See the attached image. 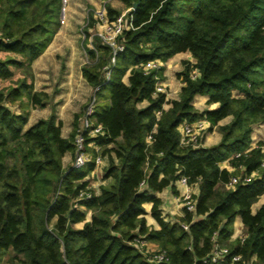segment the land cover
<instances>
[{
  "label": "trees",
  "instance_id": "obj_1",
  "mask_svg": "<svg viewBox=\"0 0 264 264\" xmlns=\"http://www.w3.org/2000/svg\"><path fill=\"white\" fill-rule=\"evenodd\" d=\"M120 1L131 8V26L118 37L121 51L113 54L91 36L93 12L82 31L88 61L81 73L95 89L91 118L104 131L86 142L99 145L107 161L106 182L95 193L87 180L96 168L93 159L81 168L62 164L65 153L74 154L77 116L68 137L54 111L25 129L30 108L48 99L34 89L32 63L61 24L62 0H0V80L10 84L0 88V262L11 251L9 264H215L205 259L212 236L226 245L239 216L247 234L227 245L226 264L234 254L241 260L233 264L253 256L264 264V203L251 210L264 194V142L249 148L253 126L264 121V0ZM105 9L109 20L120 14ZM185 51L195 61H183L178 98L167 100L155 92L164 67L145 73L143 65ZM234 90L243 97H234ZM195 95L217 106L198 111ZM227 116L230 121L218 125ZM202 118L208 131L216 126L221 133L219 142L180 145L178 126ZM225 160L232 171L219 166ZM253 172L249 182L225 188L231 176ZM180 176L197 184L194 210L183 208L170 222L154 193L167 186L176 193ZM83 190L90 196L78 198ZM146 202L159 229L146 224ZM138 236L163 249L165 259L149 261L133 245Z\"/></svg>",
  "mask_w": 264,
  "mask_h": 264
},
{
  "label": "crops",
  "instance_id": "obj_2",
  "mask_svg": "<svg viewBox=\"0 0 264 264\" xmlns=\"http://www.w3.org/2000/svg\"><path fill=\"white\" fill-rule=\"evenodd\" d=\"M85 3L91 4L90 7L87 8L89 10L95 11V9L101 7L102 5L106 6V2L109 0H99L100 3L96 0H84ZM113 9H116L120 13L125 11L127 7H125L120 0H116V3H109ZM88 17V16H87ZM94 18V15H93ZM87 20V19H86ZM95 20V19H94ZM72 26V23H65L61 21V24L54 34L51 42L46 47V49L33 61L32 68L34 71V76H40V80L38 79V84L35 83V90L43 91L48 94V101L45 103L43 107H31L28 121L25 125V129L34 124L39 118H46L50 112V107L53 106L55 109L56 120L61 121V135L63 137H68L71 131L74 129V120L77 116L76 126L78 127L83 116L87 105L80 109L75 108L73 105L76 103L77 100H81L83 103L85 100L90 98L92 99L94 95V88L89 85L86 80L82 77L81 73V66L82 64L75 65L73 64L74 58L78 55V49L73 47L72 43L76 37H71L67 31L71 30L68 26ZM95 25V21H94ZM90 30V28H89ZM78 35V34H77ZM64 42V43H63ZM69 48V52L67 53V58L64 60L65 69L60 72V63H56V58H60L64 52V49ZM65 46V47H64ZM190 61L194 62L195 60L192 58L191 54L188 51L179 52L174 54L170 57L167 61L164 62V71L163 75L164 78L161 80V84L164 86L166 90V99L172 100L178 98V93L183 85L181 80L176 76L178 72L183 69V61ZM55 61V62H54ZM38 67V71H35V68ZM51 73L55 74L53 81L54 83V90L52 89V84L50 83V75ZM128 74L124 77L127 79ZM123 81L126 82L123 78ZM42 83V84H41ZM53 90V91H51ZM88 92V96H87ZM234 97H243L241 93L234 90L232 92ZM208 96L204 95H195L193 98V105L198 111H203L205 109H213L217 106L216 103L207 104ZM89 100V102H90ZM88 102V103H89ZM146 101H143L139 104V106H145ZM48 108H47V107ZM65 107H67L65 109ZM69 107L71 109H69ZM165 108L169 107L168 103L164 104ZM38 108L44 110L46 113H39L37 112ZM65 109V110H64ZM42 112V111H40ZM231 116H227L224 119L218 122V125L226 124L230 121ZM76 127V129H77ZM251 141L249 148H253L257 145L258 142H264V121L257 123L253 126L251 132ZM221 139V133L217 130L216 126L212 128L211 131L205 129L202 138H201V147H208L214 144H217ZM264 152V147H263ZM72 157L73 154L67 152L64 154L62 158L63 166L68 165L72 166ZM107 161L103 158L102 163L97 166L87 177L89 181V187L94 190L95 193L99 192V186L104 184L106 181L102 180L103 169L106 166ZM219 166L222 168H226L229 171L233 170V167L230 165L228 160L222 161L219 163ZM97 178V179H95ZM95 179V180H94ZM174 188L176 193H173L170 186L163 188L160 192H155L154 194L160 198L161 200V213L165 220L170 222L176 221V218L183 215V207L177 200V196L179 194L180 188L178 187L177 183L175 182ZM194 190L197 192V185H194ZM264 203V194L261 195L256 203L251 206V210L254 213L259 206ZM151 202H146L143 204L145 209L144 218L146 220V224L154 229H159V225L156 220L151 215ZM86 220L90 219V212L86 214ZM79 226H78V225ZM83 222L76 223L74 225L75 228H80ZM246 227L242 223L239 216H236L233 222V231L230 236V239L226 242V245H230L240 239L241 236L246 235ZM148 246L151 249L158 248V245L155 243L148 242Z\"/></svg>",
  "mask_w": 264,
  "mask_h": 264
},
{
  "label": "built area",
  "instance_id": "obj_3",
  "mask_svg": "<svg viewBox=\"0 0 264 264\" xmlns=\"http://www.w3.org/2000/svg\"><path fill=\"white\" fill-rule=\"evenodd\" d=\"M131 8H127L125 11L121 12L114 20H109L105 6L95 9L93 15L95 19L94 32L91 34H96L102 43H105L112 47L113 54L121 51L123 49L122 44L118 41V37L122 34L125 29H128L131 26V17L129 11ZM90 36V40H91ZM114 59L112 58L111 61ZM163 67V62L160 60H152L148 61L143 65V70L145 73L150 70H159ZM191 78H195L197 74L191 73ZM155 83V92H165L164 86L161 84V80L156 77ZM94 97L88 103L84 116L76 129V133L74 135V154L72 160V167L81 168L86 163L90 162L92 159L97 166L102 163L103 157L101 155V147L99 145L94 144L93 142H86V136L95 137L97 135H103L104 131L100 124H94L91 115L94 111ZM165 108V107H164ZM157 116L160 115V111H157ZM208 122L206 119H198L194 122H183L178 126L179 132V143L182 146H191L192 148H197L201 146V138L208 127ZM148 140L151 139V136L147 137ZM87 147L93 148L96 151L94 157L87 150ZM240 153H235V157L239 156ZM262 165H264V160ZM256 173H252L250 175H244L243 177L238 175H233L230 177L229 181L225 184V188H233L238 182L247 183L249 182ZM180 188L179 194L177 196V200L181 202V206L188 211L194 210V185L188 182V178L186 176H180L175 181ZM90 196V192L88 190H83L79 192L78 198H87ZM74 207H77V203L73 204ZM181 226L184 229H187V225L181 223ZM246 235L240 237V240L243 241ZM213 246L210 253L206 256L205 259L209 260L215 264H226L227 256L229 254V248L225 244H220L216 241L215 234L212 236ZM133 245L137 247L141 252H143L149 261L156 263L165 259V251L163 249L155 248L151 249L148 246V241L144 240L142 236H138L134 239ZM229 264H233L236 261L241 260L240 254L231 255L229 258ZM242 264H261L257 263L255 256L251 257L247 262H243Z\"/></svg>",
  "mask_w": 264,
  "mask_h": 264
},
{
  "label": "rangeland",
  "instance_id": "obj_4",
  "mask_svg": "<svg viewBox=\"0 0 264 264\" xmlns=\"http://www.w3.org/2000/svg\"><path fill=\"white\" fill-rule=\"evenodd\" d=\"M96 1H98L100 3L99 0H96ZM110 2L115 4L116 0H109L108 2H106V6L105 7H107L108 5L110 6V4H109ZM90 6H91V4L85 3L84 0H62V7H61V12H60V20L62 22H65V23H70V24L72 23V26L71 25L68 26V28L71 29V30L67 31V33L71 37L72 36L73 37L77 36L76 39H74V41L72 43L73 44L72 46L78 49V51H77L78 55H77V57L74 58L75 60L73 61L74 62L73 64H75V65H78V64H82L83 65L85 62L88 61V56L85 53V50L83 49V46H82V39H83V32L82 31H83V28L85 27V25L87 23L86 19H87L88 14L90 12H93L91 10H89V12H88L87 8L90 7ZM94 30H95L94 27H90L89 31L92 34L94 32ZM65 45L67 46L69 44L65 43ZM68 52H69V48L67 46V48L64 49V52H63L62 56L60 58H58V57L56 58V63H60V72H62L65 69L64 60L67 58V53ZM163 67H164V62H163ZM35 71H38V67L35 68ZM51 74L52 75H50V80H51L50 83L52 84V89L54 90V88H55L54 87V83L55 82L53 81V78H54L55 74H53V73H51ZM163 77H164V75H163ZM38 79L40 80V76L39 75L36 76V79H35V76H34V86H35V83H36V85H39L38 84V82H39ZM124 80L127 82L126 77H124ZM8 85H10L9 81L0 80V88L5 87V86L7 87ZM53 90H51V91H53ZM165 92H166V90H165ZM166 94H167V92H166ZM87 96H88V92H87ZM89 100H90V98L85 100L83 103H81V100H77L76 103L73 106L75 108L82 109L88 104ZM47 101H48V99H47ZM33 107H35V106H33ZM38 107H40V106H38ZM66 108L67 107H65V109ZM50 109H51V112L54 111V113H55V109H54L53 106H51ZM69 109H71V108L69 107ZM38 111H39V113H46V112H44V110H41L40 108H38L37 112ZM40 111H42V112H40ZM55 116H56V114H55ZM72 160H73V157H72ZM64 167H69V164L65 165ZM95 179H97V178H95ZM179 203L181 204L180 201H179ZM52 223H53V221H52ZM12 256H13V252H11V251L8 252L7 254H5L2 257L0 264H9L8 261H9V259Z\"/></svg>",
  "mask_w": 264,
  "mask_h": 264
},
{
  "label": "water",
  "instance_id": "obj_5",
  "mask_svg": "<svg viewBox=\"0 0 264 264\" xmlns=\"http://www.w3.org/2000/svg\"><path fill=\"white\" fill-rule=\"evenodd\" d=\"M135 7H136V3H133L132 8H135ZM106 80H107V78H106Z\"/></svg>",
  "mask_w": 264,
  "mask_h": 264
}]
</instances>
